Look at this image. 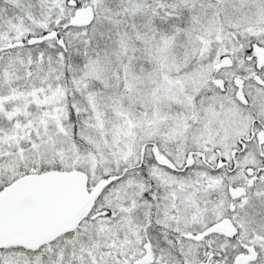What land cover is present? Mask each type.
<instances>
[{
	"label": "snow or ice",
	"instance_id": "1",
	"mask_svg": "<svg viewBox=\"0 0 264 264\" xmlns=\"http://www.w3.org/2000/svg\"><path fill=\"white\" fill-rule=\"evenodd\" d=\"M0 264H264V0H0Z\"/></svg>",
	"mask_w": 264,
	"mask_h": 264
}]
</instances>
